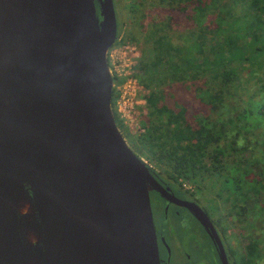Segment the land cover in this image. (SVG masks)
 <instances>
[{"label":"water","instance_id":"1","mask_svg":"<svg viewBox=\"0 0 264 264\" xmlns=\"http://www.w3.org/2000/svg\"><path fill=\"white\" fill-rule=\"evenodd\" d=\"M117 37L113 0H0V264H28L23 188L44 264H160L149 192L173 196L115 122L107 51ZM186 205L226 264L207 215Z\"/></svg>","mask_w":264,"mask_h":264},{"label":"trees","instance_id":"2","mask_svg":"<svg viewBox=\"0 0 264 264\" xmlns=\"http://www.w3.org/2000/svg\"><path fill=\"white\" fill-rule=\"evenodd\" d=\"M126 3L132 17L147 20L134 65L146 91L140 116L146 129L131 137L135 152L181 185L217 175L212 184L236 212L259 196L262 203L252 208L264 209V154L257 156L243 135L264 119V0ZM226 101L230 114L223 119L219 108ZM258 255L257 242H249L243 264H257Z\"/></svg>","mask_w":264,"mask_h":264},{"label":"rangeland","instance_id":"3","mask_svg":"<svg viewBox=\"0 0 264 264\" xmlns=\"http://www.w3.org/2000/svg\"><path fill=\"white\" fill-rule=\"evenodd\" d=\"M115 5L117 11L116 18L118 37L115 43L110 48H120V46L124 45L126 42H130L136 45L140 56V49L142 45V24L146 25L147 20L145 19L143 21H139V19H137V16L132 17L133 14L129 11L126 0H115ZM177 28H179L178 32H183L182 25L175 26V29ZM132 36L137 39L135 42H132V40L130 39L132 38ZM145 92V89L141 86L142 100H144L143 96ZM260 98L262 99V103H264V95H261ZM225 103V107L219 108L222 114L220 118L223 119H226V117L230 114V108L226 111L228 102L226 101ZM236 103L239 104L240 102L236 100ZM144 104L145 102L142 105L140 104V107L138 108L140 112L139 116L137 117V120L142 125L143 129L132 128L129 124H125L122 121L121 122L123 127L120 128L118 126L129 147L134 152L135 150L133 149L134 146L132 144V138H135L137 135L143 134L146 129V126L142 124L140 119L141 114H144L146 112ZM243 107H246V104L243 105ZM215 115L217 114H212V116ZM127 133H129L130 136L126 135ZM243 135L250 139V142L254 147V153L257 156H262L261 154H264V145H261V143L264 142V119L261 120V123L257 128H255V130H251L248 134L244 133ZM243 135H241V137ZM244 140V137H242L241 142L244 143ZM262 150L263 152H261ZM142 158L155 171L163 170L153 162H148L145 157ZM260 164L264 167V160L263 162H260ZM213 181H218L217 175H210L204 178H199V176H197L194 183L182 181V186L187 190L193 192L196 199L201 203V205L210 214V216L213 217L214 221H216L223 228L225 234L229 236V238L231 239V244L233 246H236V244L240 243V245L244 246L245 248L249 242H257L259 252L257 264H264V209H261L259 206L255 207L254 209L252 208L254 204L260 205L262 203V201L260 200V196L259 200H251L249 202L248 209L243 210L244 213L242 214L239 208L238 211L240 212H236V209H232L231 201H223L222 197H220L218 194L217 184L213 185Z\"/></svg>","mask_w":264,"mask_h":264},{"label":"flooded vegetation","instance_id":"4","mask_svg":"<svg viewBox=\"0 0 264 264\" xmlns=\"http://www.w3.org/2000/svg\"><path fill=\"white\" fill-rule=\"evenodd\" d=\"M157 181L173 196L150 190V204L160 264H224L216 241L186 203L193 202L207 215L221 241L226 264H243L245 248L233 246L223 228L214 221L193 192L153 171ZM237 251V254H236ZM236 254V255H235Z\"/></svg>","mask_w":264,"mask_h":264},{"label":"built area","instance_id":"5","mask_svg":"<svg viewBox=\"0 0 264 264\" xmlns=\"http://www.w3.org/2000/svg\"><path fill=\"white\" fill-rule=\"evenodd\" d=\"M139 51L136 45L126 42L120 48L107 51V64L114 78L111 107L117 117L132 128L143 129L138 122L141 99V85L134 75ZM113 98V102H112Z\"/></svg>","mask_w":264,"mask_h":264},{"label":"bare ground","instance_id":"6","mask_svg":"<svg viewBox=\"0 0 264 264\" xmlns=\"http://www.w3.org/2000/svg\"><path fill=\"white\" fill-rule=\"evenodd\" d=\"M15 206L18 212V226L26 250L27 263L44 264L40 247L42 233L38 222L37 209L27 188L19 191L15 199Z\"/></svg>","mask_w":264,"mask_h":264}]
</instances>
